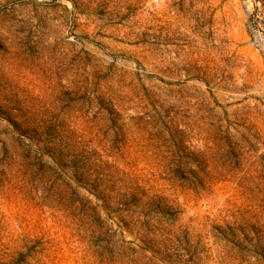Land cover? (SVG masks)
<instances>
[{
    "label": "rangeland",
    "instance_id": "1",
    "mask_svg": "<svg viewBox=\"0 0 264 264\" xmlns=\"http://www.w3.org/2000/svg\"><path fill=\"white\" fill-rule=\"evenodd\" d=\"M0 264H264V0H0Z\"/></svg>",
    "mask_w": 264,
    "mask_h": 264
}]
</instances>
